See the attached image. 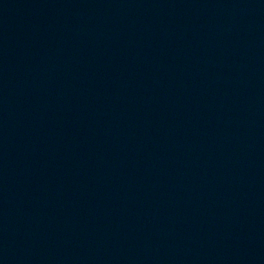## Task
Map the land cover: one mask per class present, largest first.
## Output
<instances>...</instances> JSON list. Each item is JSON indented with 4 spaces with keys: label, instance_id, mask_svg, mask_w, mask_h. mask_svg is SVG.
<instances>
[{
    "label": "water",
    "instance_id": "obj_1",
    "mask_svg": "<svg viewBox=\"0 0 264 264\" xmlns=\"http://www.w3.org/2000/svg\"><path fill=\"white\" fill-rule=\"evenodd\" d=\"M0 264H264V0H0Z\"/></svg>",
    "mask_w": 264,
    "mask_h": 264
}]
</instances>
